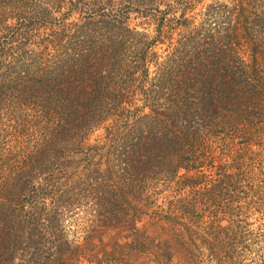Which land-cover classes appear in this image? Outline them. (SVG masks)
<instances>
[{"label":"trees","instance_id":"trees-1","mask_svg":"<svg viewBox=\"0 0 264 264\" xmlns=\"http://www.w3.org/2000/svg\"><path fill=\"white\" fill-rule=\"evenodd\" d=\"M197 2L0 0V264H264V0Z\"/></svg>","mask_w":264,"mask_h":264},{"label":"rangeland","instance_id":"rangeland-1","mask_svg":"<svg viewBox=\"0 0 264 264\" xmlns=\"http://www.w3.org/2000/svg\"><path fill=\"white\" fill-rule=\"evenodd\" d=\"M197 4L195 6V9L193 10V13L194 14H197L200 10H202L203 8L206 7V5L210 4L211 2L213 1H219V0H197ZM222 2L226 1V0H220ZM159 9H162V6L159 7ZM135 15H131V18H130V21H129V24H130V27H134L137 25V29L139 31L143 30V31H147L148 33H153L154 31V27L155 25H147V24H140V23H143L141 19H135L134 17ZM76 18V16L71 19L72 21H74V19ZM249 222H253V221H249ZM254 228H256L258 226V223H254L253 224Z\"/></svg>","mask_w":264,"mask_h":264}]
</instances>
